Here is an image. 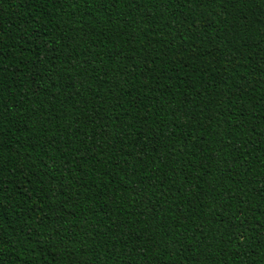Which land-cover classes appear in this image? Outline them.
<instances>
[{
	"label": "trees",
	"instance_id": "trees-1",
	"mask_svg": "<svg viewBox=\"0 0 264 264\" xmlns=\"http://www.w3.org/2000/svg\"><path fill=\"white\" fill-rule=\"evenodd\" d=\"M0 264H264V0H0Z\"/></svg>",
	"mask_w": 264,
	"mask_h": 264
}]
</instances>
